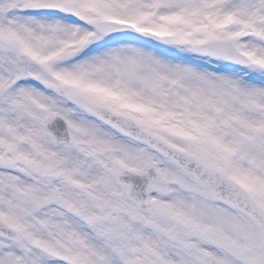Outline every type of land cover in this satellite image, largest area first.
Wrapping results in <instances>:
<instances>
[{
	"label": "snow or ice",
	"instance_id": "6c2138e0",
	"mask_svg": "<svg viewBox=\"0 0 264 264\" xmlns=\"http://www.w3.org/2000/svg\"><path fill=\"white\" fill-rule=\"evenodd\" d=\"M219 15L251 31L186 45L217 65L186 70L222 95L201 146L172 159L171 177L130 185L120 167L101 171L94 141L116 130L106 102L58 77L96 82L102 54L143 37L93 23L83 0H0V264H264V131L239 137L243 115L264 113V0H229Z\"/></svg>",
	"mask_w": 264,
	"mask_h": 264
},
{
	"label": "rangeland",
	"instance_id": "374dc122",
	"mask_svg": "<svg viewBox=\"0 0 264 264\" xmlns=\"http://www.w3.org/2000/svg\"><path fill=\"white\" fill-rule=\"evenodd\" d=\"M83 3L92 20L115 13L136 19L141 26H154L171 33L166 35L163 31L157 39L134 32L143 39L129 38L127 43L102 54L92 66V79L96 82L83 85L71 76L58 79L67 88H84L102 98L106 102L100 105L102 108L136 120L151 134L185 151L197 150L204 139L205 117L212 114L213 106L221 101L222 95L218 82L209 83L186 70L185 66L211 74L217 67L190 52L186 45L204 39L209 30L239 31L247 35L251 28H246L239 17L219 15L229 0H83ZM94 34L89 31L79 38L64 39L63 47H79ZM242 120L243 131L239 132V137L247 140L264 131V113L258 115L252 110L243 115ZM224 133L228 134L226 140L233 138L232 128H225ZM94 144L103 162L101 171L115 165L122 171L148 172L154 168L162 176L172 175L170 160L116 130L110 129ZM243 180L246 186L252 185L250 177L243 176ZM158 251L168 258L162 247Z\"/></svg>",
	"mask_w": 264,
	"mask_h": 264
},
{
	"label": "water",
	"instance_id": "95a60500",
	"mask_svg": "<svg viewBox=\"0 0 264 264\" xmlns=\"http://www.w3.org/2000/svg\"><path fill=\"white\" fill-rule=\"evenodd\" d=\"M104 116H106V114L108 112L106 111H101L99 110ZM114 117L113 121L114 124L116 125V127H118L119 129L123 130L127 133L130 134V136L132 135L134 138H138L139 140H142L143 142H147L148 144L152 145V147H154L156 150H160L164 153H167L169 156H173L171 154H169L166 151H170V152H178L176 149L169 147V145H167L165 142H163L160 138L155 137V136H151V134L141 130L138 125L134 122H129L125 119H123L122 117H119L116 114H113ZM179 153V152H178ZM129 173V172H127ZM123 181L127 182L128 184H132L133 183V179L132 177L128 178V179H124Z\"/></svg>",
	"mask_w": 264,
	"mask_h": 264
},
{
	"label": "bare ground",
	"instance_id": "6f19581e",
	"mask_svg": "<svg viewBox=\"0 0 264 264\" xmlns=\"http://www.w3.org/2000/svg\"><path fill=\"white\" fill-rule=\"evenodd\" d=\"M167 1V0H166ZM168 1H171V0H168ZM238 26V25H237Z\"/></svg>",
	"mask_w": 264,
	"mask_h": 264
}]
</instances>
